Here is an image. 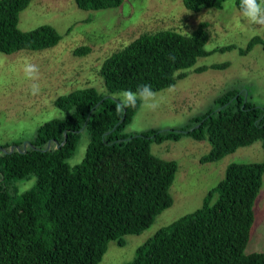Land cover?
<instances>
[{"label": "trees", "instance_id": "obj_1", "mask_svg": "<svg viewBox=\"0 0 264 264\" xmlns=\"http://www.w3.org/2000/svg\"><path fill=\"white\" fill-rule=\"evenodd\" d=\"M31 1L0 0V53L42 51L61 39L49 25L18 29L19 14ZM225 1L182 3L196 12L221 8ZM122 2L75 0L83 11ZM235 5L240 11V0ZM206 40L204 23L190 35L167 30L140 35L102 63L105 94L86 88L59 96L54 106L66 115L39 126L25 151L22 142L0 146V264H99L110 242L124 247L127 236L149 229L172 206L169 190L177 171L175 161L151 154L152 143L182 137L206 141L210 151L200 158L204 164L256 141L264 148V108L236 90L222 94L214 108L183 128L124 133L140 106L126 107L110 95L141 84L155 92L173 86L187 75L182 70L209 54ZM256 44L264 51V41L252 38L241 53ZM89 52L85 46L74 53ZM83 132L88 139L84 156L70 167L67 160ZM263 175L264 161L230 164L200 208L157 230L123 264H264V252L245 254ZM32 178L33 186L20 192V184Z\"/></svg>", "mask_w": 264, "mask_h": 264}, {"label": "rangeland", "instance_id": "obj_2", "mask_svg": "<svg viewBox=\"0 0 264 264\" xmlns=\"http://www.w3.org/2000/svg\"><path fill=\"white\" fill-rule=\"evenodd\" d=\"M202 23L206 24L207 33L204 50L209 54L198 58L193 67L182 70L187 75L175 80L173 86L156 91L158 109L139 107L124 130L127 134L183 128L214 108L215 100L229 90L244 93V100L264 108L263 48L256 44L241 53L252 38L264 41V26L248 23L236 8L235 0H226L221 8H202L196 12L186 9L182 0H123L119 7L98 11L80 10L75 0H32L19 14L18 29L28 32L49 25L61 39L54 47L42 51L0 53V146L27 143L43 123L64 117L66 114L54 106L59 96L86 88L105 94L100 76L102 63L140 35L165 30L190 35ZM85 46L90 48L89 54L74 53ZM228 46L232 48L224 49ZM26 62L39 67L38 95L31 94L32 81L25 78ZM196 68L203 69L197 73ZM120 93L110 96L122 102ZM87 142L83 132L67 160L70 167L82 161ZM209 151L208 142L191 137L150 145L152 155L177 164L169 190L172 206L158 215L142 234L127 236L124 247L110 242L99 264L132 260L136 248L157 230L200 208L207 192L224 178L230 164L264 161L260 141L238 148L216 162L201 163L200 158ZM33 183L34 178L21 183L19 191L31 188ZM253 211L245 254L264 252V175Z\"/></svg>", "mask_w": 264, "mask_h": 264}, {"label": "clouds", "instance_id": "obj_3", "mask_svg": "<svg viewBox=\"0 0 264 264\" xmlns=\"http://www.w3.org/2000/svg\"><path fill=\"white\" fill-rule=\"evenodd\" d=\"M242 17L253 25L264 26V0H240ZM25 78L32 81L30 91L32 95H38L41 91L39 81V67L36 64L26 62L23 67ZM122 104L129 108L138 106L143 109L155 111L160 107L158 94L150 84H141L135 91L123 90L120 93Z\"/></svg>", "mask_w": 264, "mask_h": 264}, {"label": "water", "instance_id": "obj_4", "mask_svg": "<svg viewBox=\"0 0 264 264\" xmlns=\"http://www.w3.org/2000/svg\"><path fill=\"white\" fill-rule=\"evenodd\" d=\"M27 143H28V142H27ZM27 143H24V144L22 145V147H23V151H25ZM48 148H49V143H48V146H47V148H46V149H48ZM13 149H14V148H13V147H11V148H10V152H12V151H13ZM17 149H19V148L17 147ZM23 151H22V152H23Z\"/></svg>", "mask_w": 264, "mask_h": 264}]
</instances>
